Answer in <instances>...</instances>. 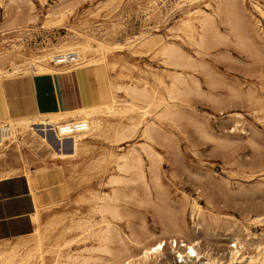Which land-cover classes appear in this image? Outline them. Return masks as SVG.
I'll use <instances>...</instances> for the list:
<instances>
[{"label":"rangeland","instance_id":"rangeland-1","mask_svg":"<svg viewBox=\"0 0 264 264\" xmlns=\"http://www.w3.org/2000/svg\"><path fill=\"white\" fill-rule=\"evenodd\" d=\"M215 5L216 0H0V68L13 71L12 66L19 65L14 78L4 82L5 88L0 86L1 118L34 117L38 106L42 112L69 111L108 100L103 62L75 68L58 66L56 73L41 78L28 62L31 54H42L54 44L78 41L82 34L108 45H123L109 54V62L114 64L108 68L111 80L121 86H145L163 104L156 107L120 90L118 103H133L136 110L114 116L111 122L122 120L128 125L133 120L130 116L138 122L123 142L108 135L88 134L77 154L57 156L31 135L22 145L23 159L18 153H9L5 161L25 168L33 179L32 193L37 197L39 212V219H33L36 227L46 230L51 246L47 264H54L56 254L60 264H84L80 260L87 257L94 264H113L119 247L117 238L108 243L109 249H114L102 252L95 237L78 225L97 220L98 214L93 213L95 195L112 192L116 187L120 188L124 216L114 223L120 235L128 243L140 235H150L151 242L160 237L168 240L164 255L152 264L175 261L170 240L187 241V235L199 238L203 261L210 257L219 261L217 264H236L229 261V251L239 249L244 256L241 264H264V17L250 0H244L245 18L238 11L233 13L236 28L215 17L210 30L213 37L209 31L205 44L198 46L186 36L181 23L187 18L193 20L197 37L200 11L212 13ZM55 6L64 16H49L56 25L41 27ZM145 36L159 42L144 46L141 39ZM163 43H175L205 65L201 71H184L192 90L179 98H169L167 91L175 71L182 70L165 64L163 56L155 53ZM61 74H75L77 79L78 102L74 108L64 107L59 96L57 79ZM33 77L37 90L32 86ZM192 78L197 80L199 91ZM144 111L146 114H142ZM70 143L69 139L65 143L68 152ZM145 145L150 147V154L141 149ZM135 150L142 159L148 190L143 180L115 166L119 156ZM23 174L21 169L15 175ZM113 178L121 181L110 183ZM175 220L180 230L174 226ZM55 224L54 230L51 227ZM63 228L64 235L57 236V230ZM34 237L35 231L26 237L0 241V250L18 247L27 251L34 245ZM57 239L60 245L55 246ZM233 243L237 247H231Z\"/></svg>","mask_w":264,"mask_h":264},{"label":"bare ground","instance_id":"bare-ground-1","mask_svg":"<svg viewBox=\"0 0 264 264\" xmlns=\"http://www.w3.org/2000/svg\"><path fill=\"white\" fill-rule=\"evenodd\" d=\"M242 1H244V0H216V5H215L212 13L207 12L205 10L204 11L201 10L200 11L201 17L197 20L198 28L200 29V32L199 31L197 32V35H198L197 37L195 35V29L197 27L195 25V22L189 18L184 19L181 24L186 29L185 30L186 36L189 39L196 41L198 46L204 45L206 40H207V37L209 35L208 34L209 31L211 30V28L215 24L214 23L215 17L223 18V21L225 23H228L233 28H236L233 13L238 11L242 14L241 18H245L244 9L242 6ZM250 1H251V4L253 5V7L262 15V17H264V0H250ZM197 2H198V0H197ZM17 8H19V7H17ZM30 13L31 12H29V14ZM58 13H59V18L61 19L64 16V12H62V10H58V7L55 6L46 15L47 19L43 21L41 27H49L52 25L55 26L56 21L53 20V18L49 19V16H53V15H56ZM241 18H240V20H241ZM60 21L62 22V20H60ZM7 25H9V24H7ZM7 25H6V27H7ZM210 33H212V31H210ZM244 33H247V31H245ZM212 37H213V33H212ZM78 38H79V40L75 41V42H69V43L63 42L60 44H54L52 47H50L48 49H44L45 52H43L42 54H31V56L27 58L28 62L35 66L34 69H35L36 73L38 74L37 78L48 77V76H51L52 74L56 73L57 72L56 69L59 68L58 67L59 65H57V64L54 65L52 63V60L54 59V56H56L59 53H63V52H76L77 53L78 61L76 62L75 67H77L79 65L80 66H82V65H95V64H99V63L103 62L104 68H105V73L107 76V84H108V91H109V95L107 97L108 100L105 102H102V103L92 102L89 105L79 107V108H76L74 110H69V111L42 112V111H40L39 106H38V115L34 116V117H28V116L15 117V116H11V115H9L5 118L0 117V124L5 123V122L10 123L11 126L13 127V131H14L13 139L11 140V142L8 143L7 145H5L4 147L0 148V179L9 178V177L15 175L17 172H19L22 169L24 174L28 177V182L30 184L32 192H34V186L35 185L33 186V179L31 178V176H29L30 173L25 168L17 167L15 165H13V163L5 161V159L8 157L10 152L18 153L20 155L19 158L23 159L22 145L27 140L28 136H31V135L34 137L37 136L42 142H44L47 145V147H49L50 149L53 150V155H57V156H66V155L77 154L78 151L80 150V145L83 142V140L88 138V134L93 135V136L108 135V136H111L112 139L116 142H123L126 138H128L131 135V133L134 132V130L138 126L137 125L138 122H134V119H135L134 116L129 117L130 121L132 119L133 120L128 125L126 123H123L122 120H120L116 123L111 122L110 118H112L114 116H118V115L121 116V114L136 110V107H135L136 105L133 103H130L129 105H121L118 103L119 101L117 99V96H118V92L120 90H123L127 94H130L136 98L137 97L144 98L145 100L149 101V103H152L156 107L161 105L162 102L160 100H155V98L149 93V91L147 90V88L145 86H143L142 88L141 87L139 88L136 85H134V86L133 85L121 86V85L115 84L111 80V78L109 76L108 68H113L114 64H111L109 62V54L114 49L123 48V45H117V44L116 45H108V44H106L100 40H95L92 36L83 35V34L81 36L79 35ZM247 38H249V37H247ZM153 42H154V44H157L159 41L155 40L154 38L148 37V36H145L143 39H141V44L144 46L150 45ZM156 49H157V51H155V53L157 52L158 54L163 56V58H164L163 62L165 61V64L167 63L169 65H172L176 69L180 68L182 70V72L175 71V73L172 76L171 83L168 86V91H167L168 92L167 95L169 96V98H176V97L179 98L182 94H185L187 91L192 90L191 86L187 83V79L184 75L185 74L184 71L188 68H191L194 70L197 69L198 71H201L205 68V65L201 64L199 62V60L194 59L192 56L184 53V51L180 47H178L175 43H163V44L159 45ZM195 52L198 53L197 50ZM255 53H256V51H255ZM199 54H200V52H199ZM217 63H218V61H217ZM18 66L19 65L12 66L13 71L4 70V69L0 68V86L3 89L5 88L4 82L6 80L10 81L11 79L14 78L13 73L16 72V69H18ZM135 67H136V65H135ZM199 68H201V69H199ZM211 68H213V67H211ZM257 73L259 74V72H257ZM211 75H213V73ZM192 79L195 83L194 88L199 91V84L197 83V80L195 78H192ZM208 80H209V78H208ZM213 80H215V79H213ZM193 81H191V82H193ZM158 82H159V80H158ZM193 91H195V90H193ZM233 92H235V91H233ZM197 96H199V95H197ZM230 98H231V96H230ZM234 98L235 97H232V99H234ZM236 98H238V97H236ZM213 100H211V102H213ZM223 100H225V99H223ZM223 100H221L222 103H223ZM215 102H217V101H215ZM217 103H219V102H217ZM164 106L167 108L169 106V104L166 102V103H164ZM137 110H138V108H137ZM144 113L146 114V111L142 112V114H144ZM165 113L167 114L168 111H166ZM169 113H170V111H169ZM193 113H194V111H193ZM160 115H161V113H160ZM162 115H163V113H162ZM170 116H171V114H170ZM186 116H188V115H186ZM192 118H193V116H192ZM62 120H64V121H62ZM69 120H74V122H76V123L87 124L88 128L85 129L83 132L62 133L64 131V129L61 128V125H62L61 122H67ZM153 125H155V124H153ZM53 128H56V136L52 132ZM145 130L147 133L150 130V127L146 128ZM203 131H204V129H203ZM154 132H155V130H154ZM141 135H143V134H141ZM68 139H69V141L71 140L69 152L66 151V149H68V148L65 147V143L67 142ZM161 139H162V137H161ZM227 146H229V144ZM142 148L145 149L149 154L151 153L150 147H148V146L146 147V145H145V147H141V149ZM145 150H143V151H145ZM150 157H151V155H150ZM2 160H4L3 163H2ZM155 164H157V163H155ZM115 166H116V168H118L119 171L124 172V173H130L131 175L132 174L136 175L137 179L139 178V179H141V181L143 180L142 182H144L145 174H144V170H143L142 159L140 158V155L138 154V152H136V150H135V152H128V153H125V154H122L121 156H119L118 160L116 161ZM154 166H157V165H154ZM179 175H180V173H179ZM153 178L156 180L155 177H153ZM120 181L121 180H119V178H113L109 182L110 183H116V182H120ZM144 183H145L146 188H147V189L146 188L145 189L148 190L146 182H144ZM155 184L156 185L158 184L157 186L160 187L159 186L160 183H157V181ZM160 188H158V189H160ZM161 191H159V192H161ZM131 192H132V190H131ZM147 194H149V192ZM149 196H150V194H149ZM120 199H121V194H120V188L119 187L114 188L112 192L99 193V194L95 195V197H94L95 201L93 204V213L98 214V219L95 220L94 222H91V223L88 222L87 225L80 224V225H78V228H82V227L84 228L85 227L84 230L89 231V235H91V237L92 236L95 237V239L97 240V242L99 244L98 248L102 252L103 251L110 252L109 250L114 249V248L109 249L110 247H109L108 243L110 241H112L113 239L117 238L118 243H119V247H118L117 252L115 253V255L113 257L114 258V262L112 261L113 264H115V263H117V264H152V260L157 259L158 256L164 255V252H165L164 250H165V247H166L168 240L160 237V238H156L153 242H151L150 241L151 240L150 235H140V236H136L134 239H130V243H128V241L120 235L119 230L114 228V223L116 221H120L124 218V216L122 214V209L120 207V202H119ZM164 201L166 202V199ZM158 203H160L159 200H158ZM152 204H154V203H152ZM193 206L196 207V203L193 202ZM153 207H155V205ZM160 207H161V205H160ZM156 208H158V207L156 206ZM193 208H192V211H193ZM192 211H191V214H192ZM176 212H177V210H176ZM33 217L37 221L39 219L38 218L39 212L38 211L34 212ZM172 218H173V216H172ZM172 218H169V219H172ZM174 226H176V228L178 227L177 229L180 230V226L177 224V221L174 223ZM51 228L55 230L56 224L53 225ZM67 228L70 229L71 227H67ZM64 229L65 228H63L62 230H60V229L57 230L56 235L60 236V237L62 235H64V233H65ZM184 237H186L187 241H185V238H182L180 240L182 242L184 248L182 250L172 248L173 250L171 249V251H170L171 254L172 253L180 254V256L182 258L181 260L183 261L182 264H217L219 262V261L215 262V260H211L210 257H208L207 259L205 258L206 260L203 261L204 254L200 250V245H199V241H198L199 238L198 239L191 238L189 235L184 236ZM48 238H49V236H48L46 230H43L41 228V226L38 225L35 229L34 245L30 249H28L27 251H21V249L18 247H12L11 249H8V250H0V264H47L46 254L51 250V248H50L51 246L47 242ZM168 239L170 240V238H168ZM172 239L173 238H171L170 242H172ZM53 245H55V246L60 245L59 240L57 239L56 243ZM131 245L133 246V249H132ZM230 246L231 247H237V244L233 243ZM239 246H240V244H239ZM70 249H71V247H70ZM90 249H92V248L90 247ZM97 251H98V249H97ZM229 252L231 253L229 261H231L232 263L235 262L236 264H241V261L244 258V256L243 255L241 256L240 250L239 249H231ZM56 256H57V254L54 256V259H53L55 261L54 264H60V261L56 258ZM165 258L168 260L167 256ZM250 259H252V258H250ZM255 260H256V258H255ZM249 261H248V263H250ZM80 262H83L84 264H94V262L93 261L91 262L88 257H87V259L82 258V261L80 260ZM169 262H170L169 264H173L177 261L172 260V262L171 261H169ZM221 264H223V262ZM225 264H230V263L226 262Z\"/></svg>","mask_w":264,"mask_h":264},{"label":"crops","instance_id":"crops-1","mask_svg":"<svg viewBox=\"0 0 264 264\" xmlns=\"http://www.w3.org/2000/svg\"><path fill=\"white\" fill-rule=\"evenodd\" d=\"M76 80L75 74H61L57 79L59 96L68 109L74 108L78 102ZM36 84L33 78L32 86L35 90L38 86ZM36 208L37 201L24 174L0 179V241L31 235L36 229L33 219Z\"/></svg>","mask_w":264,"mask_h":264},{"label":"built area","instance_id":"built-area-1","mask_svg":"<svg viewBox=\"0 0 264 264\" xmlns=\"http://www.w3.org/2000/svg\"><path fill=\"white\" fill-rule=\"evenodd\" d=\"M78 61V55L76 52H63L59 53L56 56H54V59L52 60V63L54 65L59 66H68V67H74L76 62ZM61 128L64 129L62 133L67 132H83L85 129H87V124L82 123H76L74 120H69L67 122H61ZM52 132L56 136V128L52 129ZM13 127L10 123H1L0 124V148L4 147L8 143L11 142L13 139ZM172 247L175 249H181L183 248V244L179 240H172ZM183 254V253H182ZM181 256L178 253H175V262L176 264H182L183 261L181 260Z\"/></svg>","mask_w":264,"mask_h":264}]
</instances>
